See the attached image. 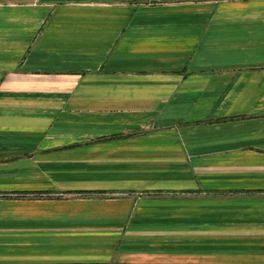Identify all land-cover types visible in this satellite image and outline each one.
I'll list each match as a JSON object with an SVG mask.
<instances>
[{"label":"crops","instance_id":"obj_1","mask_svg":"<svg viewBox=\"0 0 264 264\" xmlns=\"http://www.w3.org/2000/svg\"><path fill=\"white\" fill-rule=\"evenodd\" d=\"M0 264H264V0H0Z\"/></svg>","mask_w":264,"mask_h":264}]
</instances>
